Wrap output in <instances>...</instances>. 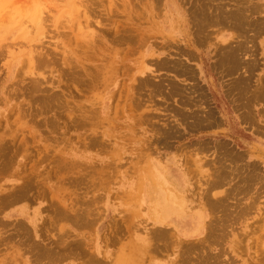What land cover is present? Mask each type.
<instances>
[{
    "label": "rangeland",
    "instance_id": "374dc122",
    "mask_svg": "<svg viewBox=\"0 0 264 264\" xmlns=\"http://www.w3.org/2000/svg\"><path fill=\"white\" fill-rule=\"evenodd\" d=\"M220 10L241 43L264 36V0H0V264H264L263 162L238 153L231 172L213 138L181 132ZM191 209L193 238L150 223Z\"/></svg>",
    "mask_w": 264,
    "mask_h": 264
},
{
    "label": "crops",
    "instance_id": "0c3cea01",
    "mask_svg": "<svg viewBox=\"0 0 264 264\" xmlns=\"http://www.w3.org/2000/svg\"><path fill=\"white\" fill-rule=\"evenodd\" d=\"M238 26H239L238 23H236L235 21H233L232 23L223 24L221 26H216V33H215L216 41L217 43H219L220 41L221 44L220 45L216 44V46L214 47L213 60L206 63L205 60L200 58L199 61L196 62V64L190 63L188 65L189 67L193 68L196 71L197 73L196 80L197 81L199 79L201 80L197 82L198 87L201 89L200 97H202L201 98L202 102L198 110H200L201 114L203 113V115L205 116L207 115L206 117H208V114L210 116L211 112H213L212 116H210L209 118L204 117V119L205 120L207 119L209 122L210 120H214V123L213 121L212 123L211 122L209 123L206 120V122L203 121L199 123L202 125L207 124L206 126L196 125L195 127H192L191 125L183 124L182 126L183 131L181 132L182 133L187 132L188 134L194 133V134L206 135L205 137H208V139L213 138V142L211 143L214 144L215 150L221 147L220 144H223L222 145L223 149L225 148L227 149V151L231 149L230 151L237 152V154L240 153V155H242L244 160L243 162H241V164L245 163L246 161L255 160V161L263 162L264 165V112H263L264 100L261 99L262 97L264 99V95H263L264 94V36H259L257 38L256 40L257 44L255 46L253 45L250 46L248 44L245 45L241 43L242 38H246V40H249L250 34L248 32L247 35H245V31L247 32V30H244L243 28L244 26L243 25H242L243 27L241 26L238 27ZM240 34L242 35L241 38L239 37ZM221 39H224V42H222ZM226 45H228L229 48ZM233 47L236 48L237 50L235 51ZM230 49L231 51L232 50L233 51L231 52ZM221 50H223L224 52H222ZM227 51L229 52V54H227L228 53ZM219 52L221 54L220 56H219ZM233 53L236 54L235 57ZM237 58L238 61L235 60ZM235 63L237 64L239 63L238 68L236 69L235 67H237V64ZM232 64L236 66L234 67ZM228 67L230 69H228ZM240 79H242V81ZM241 82L242 84H240ZM194 85L196 84L192 83L190 80V86L187 85L186 88H189ZM232 87L235 89H233ZM259 87L263 89L259 91ZM257 90L259 91L258 93L260 95L257 94ZM235 97L237 98V100L240 101L235 100L236 99ZM255 97L258 98L259 100H257ZM250 98L252 99L250 100ZM239 102L240 104L242 103V106L243 104L247 106L248 102L249 104L247 107L245 106L242 107L239 104ZM207 111H209V113ZM203 115H201L200 118H202ZM251 115L254 118H252ZM212 117L213 119H211ZM215 119L217 120V122H215L216 121ZM185 143L188 144L189 146L194 144V142L192 141ZM161 147L172 148V146L167 140L162 141ZM223 149L220 148L221 151ZM249 155H251L252 157H249ZM168 176L172 177L171 175H167V178ZM176 193L178 192L173 190V194ZM35 210L37 209L34 208L33 211L30 210L28 213H25V211H23L22 216L23 217L29 216L31 223H37L40 220V218L36 219L37 218L36 214L38 213H36L37 211ZM31 214H33L32 217ZM195 214L204 215V213L198 209H191L189 214V216L191 217L188 216L186 218L185 221L186 227L184 226L183 228L190 231L193 230L194 227L195 228L197 227L198 230L200 226H203V224L205 223V217L202 221H199L197 219L198 216L195 217L193 216ZM174 220L175 218H171L167 223H158V222L154 223L152 221L150 223L155 227L172 229L173 228L172 223H174L173 222ZM195 235L197 234L192 235L190 233L188 234V236L185 235H180V236H182L185 239H190L195 237ZM156 262H161V261L156 260L155 263Z\"/></svg>",
    "mask_w": 264,
    "mask_h": 264
},
{
    "label": "bare ground",
    "instance_id": "6f19581e",
    "mask_svg": "<svg viewBox=\"0 0 264 264\" xmlns=\"http://www.w3.org/2000/svg\"><path fill=\"white\" fill-rule=\"evenodd\" d=\"M238 2H239V1H238ZM242 2H243V0H242ZM240 3H241V2H240ZM254 4H255V3H254ZM237 5H238V4H237ZM243 5H244V4H242V6H243ZM254 6H255V5H254ZM243 7H244V6H243ZM243 7H242V8H243ZM220 8L222 9V7H220ZM242 8H241V9H242ZM253 8H254V7H253ZM198 9H199V8H198ZM211 9H213V8H211ZM235 9H236V8H235ZM241 9H239L240 12H238V13H241ZM250 9H251V8H250ZM256 9H257V8H256ZM216 10H217V9H216ZM243 10H244V9H243ZM245 10H246V9H245ZM218 11H219V10H218ZM220 11H221V10H220ZM229 11H232V10L230 9ZM234 11H236V10H234ZM234 11H233V12H234ZM237 11H238V10H237ZM216 12H217V11H216ZM221 12H222V14L224 13V15L221 16L220 14H218V15L215 17V14H214V18H213V20H214V19L217 20V23L220 21V23L223 22V23H226V24H227V23H228L229 21H231V20L237 21V19H235V13L230 12V13H231V14H230V13L228 12V14H226L227 11L225 12V10H224V12H223V11H221ZM243 12H244V11H242L241 15L243 14ZM217 13H218V12H217ZM244 13H245V12H244ZM246 14H247V13H246ZM246 14H244V15H246ZM210 15H211V14H210ZM203 17L205 18V16H203ZM209 17H210V16H209ZM238 17H239L240 19H242V22H243V20H244L243 17H245V16L242 15V17H241L240 14H239ZM239 18H238V21L240 20ZM207 19H208V18H207ZM207 19H206V21H207ZM211 19H212V17H211ZM211 19H210V20H211ZM245 19H247V18L245 17ZM204 20H205V19H204ZM40 21H41V18L39 17L38 20H37V23L40 22ZM240 21H241V20H240ZM240 21H239V22H240ZM244 21H245V20H244ZM246 21H248V20H246ZM200 22H201V21H200ZM231 22H233V21H231ZM198 23H199V21H198ZM220 23H219V24H220ZM253 23H254V22H253ZM255 23H257V22L255 21ZM255 23H254L253 25H255ZM199 24H200V23H199ZM238 24L241 25V23H238ZM246 24H247V23H246ZM233 25H234V24H233ZM240 25H239V26H240ZM247 25H248V24H247ZM177 26H178V25H177ZM195 26H196V25H195ZM195 26H194V27H195ZM200 26H201V25H200ZM227 26H228V25H227ZM239 26H238V27H239ZM231 27H232V26H231ZM238 27H237V28H238ZM241 27H243V26H241ZM247 27H248V26H247ZM172 28H173V27H171V29H172ZM223 28H225V27H223ZM233 28H234V27H233ZM243 28H244V27H243ZM245 28H246V27H245ZM191 29H192V27H191ZM235 29H236V28H235ZM239 29H240V28H239ZM235 31H236V30H235ZM184 32H185V31H184ZM237 32H238V31H237ZM243 32H244V30H243ZM243 32H242V33H243ZM245 32H246V31H245ZM187 34H188V33H187ZM187 36H188V35H187ZM187 39H188V38H187ZM189 39H190V38H189ZM190 43H191V42H190ZM226 46H228V45H226ZM230 46H231V45H230ZM228 48H229V46H228ZM233 48H234V47H233ZM234 49H235V51L237 50L236 48H234ZM39 51H40V50H39ZM221 51L224 52L223 50H221ZM230 51H231V49H230ZM232 51H233V50H232ZM232 51H231V52H232ZM46 52H47V51H46ZM46 52H44V53H46ZM227 52H228V51H227ZM227 52H226V53H227ZM231 52H230V53H231ZM226 53H225V54H226ZM234 53H235V52H234ZM234 53H233V54H234ZM37 54H38V55L35 56V54H34L32 51H28V52L26 53V57H27V58H26V60H25V63L27 64L28 68H33V69L35 68V66H36V64H37V62H38V60H39L38 58H35V57H39V56H40V53H39L38 51H37ZM46 54H47V53H46ZM225 54H224V55H225ZM227 54H229V52H228ZM231 54H232V53H231ZM238 54H239V53H238ZM42 55H43V52H42ZM102 55H104V54H102ZM217 55H218V54H217ZM220 55H221V54H220V52H219V56H220ZM45 56H46V55H45ZM45 56L43 55V56H41L42 58H41V57H39V58L43 59V62H44V60L47 62L48 59L46 60L45 58H43V57H45ZM49 56H50V58L52 57L51 55H49ZM235 56H236V54H234V57H235ZM237 56H238V55H237ZM222 57H223V56H222ZM103 58H106V57H102V59H103ZM36 59H37V61H36ZM227 59H228V58H227ZM229 59H232V58H229ZM233 60H234V59H233ZM235 60L238 61V58L235 59ZM239 60H240V58H239ZM103 61H104V59H103ZM108 61H109V60H108ZM223 61H224V60H223ZM237 61H236V62H237ZM41 62H42V60H41V61L39 60V62H38V66H41V65L43 66L44 63H43V62L41 63ZM106 62H107V61H106ZM106 62H105V63H106ZM178 62H179V61H178ZM180 62H181V63H178L179 66H178L177 68H178V70H181V74L190 70L188 67H187V68L184 67L185 64L182 63V61H180ZM221 62H222V61H221ZM164 63H165V62H164ZM164 63H163V65H164ZM216 63H217V62H216ZM228 63H229V61H228ZM231 63H233V62H231ZM39 64H40V65H39ZM220 64H221V63H220ZM235 64H237V63H235ZM238 64H239V63H238ZM238 64H237V67H235L236 65H235V66H234L233 64H232V65H233V66L235 67V69H236V68H238ZM44 65H45V64H44ZM218 65H219V63H218ZM228 65H229V64H228ZM248 65H249V64H248ZM250 65H251V64H250ZM103 66H105V65L103 64ZM103 66H102V67H103ZM164 66H165V65H164ZM176 66H177V65H176ZM254 66H255V65H254ZM217 67H218V66H217ZM219 67H220V65H219ZM244 67H245V66H244ZM105 68H106V67H105ZM224 68H225V67H224ZM251 68H253V67H251ZM38 69H39V68H38ZM78 69H79V68H78ZM101 69H102V68H101ZM103 69H104V68H103ZM228 69H230V68L228 67ZM232 69H233V67H232ZM235 69H234V70H235ZM81 70H82V69H81ZM174 70H177L176 67H175ZM223 70H224V69H223ZM234 70H233V71H234ZM85 71H86V70H85ZM233 71H232V72H233ZM235 71H236V70H235ZM103 72H105V70H104ZM103 72H102V73H103ZM20 73H21V72H20ZM179 73H180V72H179ZM18 74H19V73H18ZM104 75H105V74H104ZM104 77H105V76H103V78H104ZM89 78H91V77H89ZM242 79H243V78H242ZM242 79H240V80L242 81ZM240 80H239V81H240ZM233 81H234V80H233ZM237 82H238V81H237ZM238 83H239V82H238ZM240 84H242V82H241ZM243 84H245V83H243ZM175 86H176V84H175ZM256 86H257V85H256ZM36 87H38V85H37ZM36 87H35V89H36ZM177 87H178V86H177ZM235 87H236V85H235ZM237 87H238V86H237ZM242 87H243V86H242ZM242 87H241V88H242ZM182 88H184V87L176 88V90H178V91L181 90V91H182V90H183ZM232 88H233V87H232ZM241 88H240V89H241ZM198 89H199V88H198ZM233 89H235V88H233ZM261 89H263V88L259 87V91H261ZM36 90H38V89H36ZM226 90H227V89H226ZM230 90H231V89H230ZM243 90H244V89H243ZM252 90H253V89H252ZM173 91H174V90H173ZM199 91H200V90H199ZM249 91H250V90H249ZM259 91L257 90V94H258V95H260V94L258 93ZM176 92H177V91H176ZM232 92H233V91H232ZM240 92H241V91H240ZM242 92H243V91H242ZM255 92H256V91H255ZM180 93H183V92H179V94H180ZM167 94H168V93H167ZM230 94H231V93H230ZM237 94H238V93H237ZM168 95H169V94H168ZM180 95L182 96L183 94H180ZM184 95H185V94H184ZM184 95H183V99H184V97H185ZM201 95H202V94H201ZM234 95H236V94H234ZM243 95H244V94H243ZM263 95H264V94H263ZM187 96H189V95H187ZM187 96H186V97H187ZM232 96H233V95H232ZM261 96H262V95H261ZM261 96H260V97H261ZM228 97H229V96H228ZM236 97H237V96H236ZM236 97H235V98H236ZM242 97H243V96H242ZM244 97H245V96H244ZM49 98H50V97H49ZM201 98H202V97H201ZM201 98H199V99H201ZM253 98H254V97H253ZM255 98H256V97H255ZM185 99H186V98H185ZM185 99H184V101L188 100V98H187L186 100H185ZM191 99H192V97L190 98V100H191ZM199 99L197 98V100H199ZM241 99H242V98H241ZM251 99H252V98H250V100H251ZM256 99L259 100L258 98H256ZM261 99L264 100L263 97H262ZM195 100H196V99H195ZM235 100H237V98H236ZM248 100H249V99H248ZM262 100H261V101H262ZM184 101H183V102H184ZM237 101H240V100H237ZM186 102H189V101H186ZM193 102H195V101H193ZM193 102H192V103H193ZM198 102H199V101H198ZM198 102L196 101L195 103H198ZM231 102H232V100H231ZM233 102H234V101H233ZM246 102H247V101H246ZM252 102H253V101H252ZM188 104H189V103H188ZM239 104H240V102H239ZM246 104H247V103H246ZM248 104H249V102H248ZM248 104H247V106H248ZM263 104H264V103H263ZM191 105H192V104H191ZM195 105L197 106L198 104H195ZM240 105L242 106V103H241ZM193 106H194V105H193ZM243 106L247 107L245 104H243ZM243 106H242V107H243ZM251 106H252V105H251ZM245 107H244V108H245ZM249 107H250V105H249ZM201 109H202V108H201ZM250 109H251V108H250ZM185 110H186V109L182 107L181 110H180L179 112H181V115L183 116V118H184V117L186 118V117H189V116H190L189 118H190L191 121H189L188 125H191V126H194V127H195L196 125H197V126H198V125H202V124H199V123H201V122H203V121L206 122L207 119L205 120L204 117H206L207 115L205 116V115H203V113L201 114V112H200V110H198V108H195L194 111H190V112H191L190 115L188 114L189 111L187 110V111H188V112H187V111H185ZM208 110H209V109H208ZM246 110H247V109H246ZM242 111H243V110H242ZM249 111H250V110H249ZM207 112L209 113V111H207ZM207 112H206V113H207ZM210 112H211V110H210ZM244 112H245V111H244ZM244 112H243V113H244ZM246 112H247V111H246ZM263 112H264V111H263ZM212 113H213V112H211L210 116H212ZM240 113H241V112H240ZM260 113H261V112H260ZM199 114L203 115V117L200 118L201 115H199ZM204 114H205V112H204ZM214 114H215V113H214ZM214 114H213V115H214ZM252 114H253V112H252ZM181 115H180V116H181ZM243 115H244V114H243ZM245 115H246V114H245ZM210 116H209V114H208V117H206V118H209ZM249 117H250V116H249ZM251 117H252V115H251ZM181 118H182V117H181ZM191 118H193V120H192ZM252 118H254V117H252ZM211 119H213V117H212ZM216 119H217V118H216ZM216 119H215V120H216ZM241 120H242V119H241ZM253 120H255V119H253ZM207 121H208V120H207ZM212 121H213V123H214V120H210L211 123H212ZM185 122H186V121H185ZM208 122H209V121H208ZM210 122H209V123H210ZM215 122H217V120H216ZM192 123H194L195 125H193ZM203 124H204V123H203ZM206 125H207V124H204V125H202V126H206ZM210 125H211V124H210ZM208 126H209V125H208ZM199 127H200V126H199ZM196 128H197V127H196ZM224 144H225V143H224ZM218 145H219V144H218ZM222 145H223V144H220V146H221L220 148L223 149ZM225 147H226V146H225ZM223 150H224V152H222V153H223L222 156H220L221 154H219V156L222 157L223 160H224V159H227V160L230 161V163H231L233 166H232L231 169H229V168H228V169H229V171L232 172L233 167H238V165L240 166V164H238L237 162H239L238 159H241V157L237 154V152L230 151L231 149H229V150L227 151V149L224 148ZM231 152H232V153H231ZM217 158H218V157H217ZM218 160H220V159H218ZM223 160H222V161H223ZM216 161H217V160H216ZM223 162H224L225 164L222 165V166H223L222 168H226L229 164L226 165V160L223 161ZM227 162H228V161H227ZM218 164H219V163H218ZM221 164H223V163H221ZM219 167H220V166H219ZM230 167H231V166H230ZM240 167H241V166H240ZM217 168H218V167H217ZM222 168L220 167V169H222ZM241 168H242V167H241ZM220 169H219V170H220ZM214 170H215V169H214ZM219 170H218V174H219V173H220V174H219V178H218V176H217V179H218L220 182H222L226 177L229 176V175L227 174L229 171H228V172L226 171L227 168H226V169H223L222 171L220 170V172H219ZM237 170H238V169H237ZM250 170H251V169H250ZM215 171H217V170H215ZM215 171H214V172H215ZM225 171H226L227 173H226ZM212 172H213V171H212ZM214 172H213V173H214ZM223 172H225V173H223ZM237 172H239V171H237ZM237 172H236V173H237ZM215 173H216V175H217V172H215ZM239 173H240V172H239ZM247 173H249V171H248ZM249 174H250V173H249ZM214 175H215V174H214ZM216 175H215V176H216ZM155 176H156V175H155ZM212 176H213V174H212ZM215 176H214V179H215V181H216V177H215ZM251 176H252V175H251ZM164 177H165L164 174H163V175H157V176H156V178L158 179V182H159V181L165 182ZM253 177H254V176H253ZM245 178H246V177H245ZM246 180H247V178H246ZM219 181H218V182H219ZM248 182H249V181H248ZM184 183H185V180H184V179H183L182 181L176 180V181L174 182V185H175V186H176V185H178V186H184ZM161 184H162V183H161ZM165 184H166V183H165ZM163 185H164V184H163ZM244 188H245V187H244ZM155 194H156V191H154V194H153L152 197H154ZM156 200H158V199H156ZM222 201H223V200H222ZM157 203H158L159 208H160L161 206H160L159 202H157ZM171 205H172L171 202L166 201V206H167V207H169V206H171ZM173 211H174V210H173ZM156 215H157V213L154 214L155 218L158 217V216H156ZM196 215L201 216V214H196ZM154 216H153V217H154ZM159 217H160V216H159ZM172 218H174V217H172ZM163 219L166 220V219H169V218L164 217ZM170 219H171V218H170ZM185 221H186V217H184V219H183L182 221L174 220L173 222H175V227H176V229H177L180 233H182V234H184V235H188V234L191 232V230L189 231V230L183 228V227L185 226V224H186ZM163 223H164V222H163ZM214 225H215V224H214ZM185 227H186V226H185ZM214 227H215V226H214ZM200 228H202V227L200 226L199 229H200ZM169 229H170V228H169ZM196 229H197V227H196V228L194 227L193 231L195 232ZM199 229H198V230H199ZM209 229H210V228H209ZM198 230H197V231H198ZM212 230H213V229H212ZM159 231H160V230H159ZM159 231H158V232H159ZM209 231H210V230H209ZM188 232H189V233H188ZM159 234H160V233H159ZM182 234H181V235H182ZM210 234H211V233H210ZM206 237H208V236H206ZM193 243H194V242H193ZM193 243H192L191 246H194ZM194 244H195V243H194ZM197 244H198V243H197ZM197 244H196V245H197ZM188 246H189V245H188ZM205 246H206V245H205ZM199 247H200V246H199ZM131 248H132V247H131ZM189 248H190V247H189ZM191 249H192V247H191ZM191 252H192V251H191ZM197 252H198V251H197ZM142 258H143V257H142ZM131 261H132V260H131ZM201 261H203V262H201L202 264L205 262V260H201ZM206 261H207V260H206ZM132 262H133V261H132ZM199 263H200V261L198 262V264H199ZM205 263H207V262H205ZM194 264H195V263H194ZM207 264H208V263H207Z\"/></svg>",
    "mask_w": 264,
    "mask_h": 264
}]
</instances>
